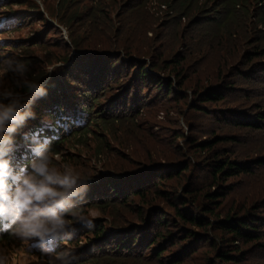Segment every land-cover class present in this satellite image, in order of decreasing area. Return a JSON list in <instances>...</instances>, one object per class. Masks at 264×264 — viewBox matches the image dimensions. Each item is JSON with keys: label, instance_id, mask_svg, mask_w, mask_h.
Returning a JSON list of instances; mask_svg holds the SVG:
<instances>
[{"label": "rangeland", "instance_id": "obj_1", "mask_svg": "<svg viewBox=\"0 0 264 264\" xmlns=\"http://www.w3.org/2000/svg\"><path fill=\"white\" fill-rule=\"evenodd\" d=\"M179 1L102 0V7L92 9L94 0H3L1 5H6L0 7V18L12 19L0 30V57L22 60L29 68L28 78L47 90L60 81L71 96L59 95L56 100L73 97L76 104L95 107L83 113L86 131L56 148L60 159L54 157L53 164L71 165L87 183L88 199L77 207L91 220V229L104 231L102 238L147 230L155 214L171 222L168 229H175L172 225H181L176 213L185 206L206 221H215L247 214L253 206L259 210L258 202L264 200V130L217 120L222 113L253 114L264 108V0H186L183 5ZM108 66L112 68L100 84L104 92L92 89L96 103L83 96L88 86L70 82L74 78L90 82L94 73ZM85 67L91 72L81 69ZM138 67L144 68L145 77L162 82V89L157 92L156 84L145 86L142 81L133 85ZM112 71L117 72L114 79ZM229 85L233 90H224ZM213 86L221 89L223 101H197ZM199 106L212 111L213 117L200 114ZM207 128L212 139L222 138L217 143L221 159L252 163L247 174L214 182L210 162L199 163L205 155L189 146L190 139L207 138ZM184 166L188 169L182 172ZM152 176L162 177V186L156 188L155 180L137 187L142 178ZM108 181L114 182L117 192L127 193V200L121 194L115 201L106 200ZM116 182L134 185L121 190ZM110 188L108 184V194ZM219 188L224 198L209 205L202 194ZM136 190L139 196L132 195ZM181 196L184 204L174 199ZM87 227L72 220L71 239L56 241L57 252L65 247L73 251V264H95L90 259L100 250L115 247L91 239ZM206 229L196 231L209 240L183 255L181 264H208V259L216 260L220 247L224 249L227 233ZM29 243L13 237L0 240V246L10 249L9 264H47L45 257L27 251ZM177 250V245L170 247L161 254L162 261L151 259L146 251L107 264H177L168 260ZM254 251L258 250H252L245 262L264 264Z\"/></svg>", "mask_w": 264, "mask_h": 264}, {"label": "clouds", "instance_id": "obj_2", "mask_svg": "<svg viewBox=\"0 0 264 264\" xmlns=\"http://www.w3.org/2000/svg\"><path fill=\"white\" fill-rule=\"evenodd\" d=\"M28 71L22 60L0 57V101H7L0 102V231L33 242L27 251L38 248L47 264H73V251L65 247L57 252L55 243L71 239L72 220L91 227L75 203L84 198L87 183L71 165L53 164V158L60 157L51 147V137L25 133L24 147L33 158L27 165L13 163L17 151L13 137L35 118L33 105L48 94L43 84L28 78ZM27 153L21 160H28ZM9 254V248L0 246V264H9Z\"/></svg>", "mask_w": 264, "mask_h": 264}, {"label": "trees", "instance_id": "obj_3", "mask_svg": "<svg viewBox=\"0 0 264 264\" xmlns=\"http://www.w3.org/2000/svg\"><path fill=\"white\" fill-rule=\"evenodd\" d=\"M96 1V5H93L91 3V8L94 9L96 7L101 6L104 2L102 0H94V3ZM186 0H181L179 3L181 5L185 4ZM102 7V6H101ZM263 15H261L262 19L261 21L264 22V11L262 12ZM103 14V12H102ZM211 22V21H209ZM209 25V24H208ZM264 27V26H263ZM10 31V30H9ZM254 56H256V53H254ZM137 67V66H135ZM112 66H108L107 68L101 69L100 73L96 74L94 76L90 77V82H83L80 80H77V78H74L75 80H72L70 82L73 83H79V85H86L90 89H93V87L97 89L101 88L100 84L102 82V79L104 77H107L109 74V71L111 70ZM82 70H86L87 72H91L90 67L81 68ZM134 69V68H133ZM138 70L134 73L132 82L134 81L133 85H136L137 83L140 84L139 81H142L141 83L146 85L156 84V91L162 89L163 83L160 81H154L155 79L150 76H144V74H147L146 71H144V68H137ZM117 71V70H116ZM113 79L115 78V74L117 72L113 73ZM95 80H94V79ZM146 80V81H143ZM148 83V84H147ZM182 83V82H181ZM183 84V83H182ZM57 87L61 89L60 86L56 83ZM106 88L109 86H105ZM132 87V85H131ZM169 87V86H168ZM234 86L229 85L224 90L232 91ZM124 89H126L124 87ZM169 88L164 87V90H168ZM101 91L104 92V89L101 88ZM125 90L122 93V96H124ZM171 94V91L167 93V96ZM215 94V95H213ZM66 95H69L66 93ZM56 97V94L52 97L51 93H49L48 97H45L41 100H51L53 101ZM165 98H167L165 96ZM164 98V99H165ZM225 99V96L222 94L221 89L215 88V86L209 88L208 90L200 93L197 96V101H204V102H212L215 101H223ZM92 100H96L93 98ZM135 100V99H134ZM180 101V99H177ZM133 101V100H132ZM39 112V110H38ZM198 112L203 115H208L213 117L212 111L199 106ZM245 115V116H244ZM231 116V117H230ZM230 117V118H228ZM217 120L227 123L228 126L230 125H242L241 123H245L249 128L262 131L264 130V108L261 110H256L253 114L252 113H245L244 111H231L230 114L227 116L222 113L221 116L217 117ZM102 124L107 125V121L102 120ZM244 126V125H243ZM206 135L209 134L208 128L205 130ZM213 138V137H212ZM210 135H208L207 138H201L200 140H194L190 139L189 146L194 147V151L201 155H205L199 163L201 162H210L208 166L211 170V178L213 176L214 182L218 183L221 178L222 180L226 181L228 178H234L237 177L239 174H244L249 172V170L252 168V163H238L234 162L233 160L229 161L227 158L226 160L221 159L222 152L217 149V143L219 140H222V138H214L212 139ZM230 138H223V140H229ZM231 140V139H230ZM261 163L264 164V158L261 160ZM184 165V164H183ZM199 166V165H198ZM260 167V165H259ZM188 166H184L182 168V172L184 170H187ZM212 178V179H213ZM155 180H159L158 184H156V188L159 186H162L163 178L152 176L150 179H144L142 178L140 182L137 183V187H142L143 184L152 182L155 183ZM150 181V182H148ZM225 184H228L227 182H224ZM108 184H110V194L107 193ZM123 186L121 190H128L129 187L133 186V183H130V185L124 186L122 183H117ZM219 184V183H218ZM114 182H104L105 187V193L108 195L105 197L99 198V200L110 198V200H117V198H120V194L124 199L127 200L128 197L127 193L124 191L117 192V188L114 186ZM119 185V187H120ZM230 189V188H229ZM140 190H136L135 193H132V195H140ZM160 191H157L159 194ZM185 193V192H184ZM182 193V194H184ZM157 194V195H158ZM206 200H208L209 205L217 202L218 200H221L224 198L225 194L222 193V188H219L216 193L209 194L208 191L204 192L202 194ZM166 197L167 194L165 195ZM89 198L92 199L90 196ZM87 198V195L84 196V198L78 199L75 201V203H82ZM174 199L185 203V200L183 197H174ZM109 200V201H110ZM90 204H94V201L91 200ZM216 204V203H215ZM260 207L259 210H255L257 206H253L252 208H249L248 211H246L247 214L240 215V216H233V217H226L221 219L220 217H217L215 221H206L202 216L199 215L195 209H192L190 207L185 206L184 208H180L176 215L178 220L181 222V225L176 223L175 225H172V227H175V229H168L167 226L169 225V222L163 221V219L158 218V215H154L153 222L150 226H147L146 229L142 231L141 229H131L128 230L126 233H122L121 235H115L114 238L110 239V237H106L104 235L105 239L102 238L104 231L99 230L97 228L91 229L90 227H87V235H92L91 239H97L99 240V243L110 245L113 244L115 247L107 248L100 250L97 253V256H94L90 259L91 262L95 264H107L110 261H118L124 258H135L139 256V253L148 251V254L150 255L151 259H161V254H163L166 251H169V248L173 245H177L178 250L169 256V263L174 262L177 264H181V257L185 255L188 251L193 250L195 246L201 244V242H206L209 240V238L205 235H203L202 232H198L196 230L204 231L206 228H213V231L220 229L227 233L226 238V245L223 247L224 249L218 250L215 257L216 260L208 259V264H247L245 261L248 260V254L254 249H257L258 251H254L257 256H259L262 260H264V240H263V233H264V200L261 202H258ZM206 211V210H205ZM207 213H210L212 215V212L206 211ZM213 216V215H212ZM140 219H143V215ZM172 223H175L172 222ZM189 227H187V225ZM96 226V225H95ZM158 227V228H157ZM160 228V229H159ZM163 228V229H162ZM195 228V229H194ZM206 229V230H207ZM151 232V234H150ZM128 234V235H126ZM72 242V241H70ZM216 245V244H215ZM41 256V255H40ZM162 261V259H161ZM81 264V263H78ZM166 264V263H165Z\"/></svg>", "mask_w": 264, "mask_h": 264}]
</instances>
